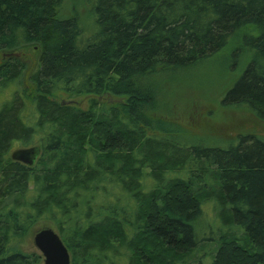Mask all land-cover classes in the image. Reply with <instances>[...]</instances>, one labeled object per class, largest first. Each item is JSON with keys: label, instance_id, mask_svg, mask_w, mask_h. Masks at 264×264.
Wrapping results in <instances>:
<instances>
[{"label": "trees", "instance_id": "obj_1", "mask_svg": "<svg viewBox=\"0 0 264 264\" xmlns=\"http://www.w3.org/2000/svg\"><path fill=\"white\" fill-rule=\"evenodd\" d=\"M90 1L88 27L62 14L64 0H0V52L32 45L36 56L32 97L21 88L22 57L0 62V264L40 262L19 240L43 219L71 264H176L199 249L205 206L219 234L201 264H264V141L181 146L172 128L141 115L156 78L251 27L238 39L245 68L224 101L264 121V0ZM54 91L127 99L91 98L81 109ZM35 145L32 166L11 159Z\"/></svg>", "mask_w": 264, "mask_h": 264}, {"label": "rangeland", "instance_id": "obj_2", "mask_svg": "<svg viewBox=\"0 0 264 264\" xmlns=\"http://www.w3.org/2000/svg\"><path fill=\"white\" fill-rule=\"evenodd\" d=\"M91 7L92 1L90 0H79L78 2L64 0L61 12L64 15L77 16L89 27L92 24ZM250 28L245 27L239 30L225 47L206 60L173 75L156 78L154 89L151 88V91H147L144 96L147 97L148 101L142 107L141 115L143 118L149 121H159L163 126L172 128L173 132L170 135H175V142L181 146L187 144L227 147L236 143L241 135H253L264 141V121L259 120L251 111L224 101L226 92L236 82L245 68L247 58H244L247 55L245 53L247 50H243L244 48L240 46L238 39L244 32L255 33L256 29L252 30ZM32 48V45H27L20 50L0 52V62L6 57L4 55L6 53L20 54L19 56L22 57V61L25 63L21 88L30 97L34 94V87L29 77L36 65V56ZM238 49L241 52L240 55L238 54V60H235L234 52ZM52 97L57 102L70 101L81 109L89 107L91 98L97 99L106 106L113 102L121 103L127 99V97L112 96L110 94H102L96 98L86 94L78 95L63 91H54ZM30 108L29 105L27 114L31 115ZM151 132L149 130L148 134ZM170 135L166 133L162 136L170 138ZM112 189L114 193L120 190L117 186ZM101 197L104 199L103 196ZM97 200H100V197H97ZM215 215L216 211L213 207H204L203 220L201 219L203 226L200 224L198 229L202 239L199 245L200 247L204 245L206 248L199 247L183 262H177L176 264H201L204 250L208 251L209 256L212 255L216 247L215 239L219 234V232H215L219 222L215 221ZM44 227H50L56 231L54 224L46 219L30 226L23 238L19 240L20 249L24 253L40 255L34 245L33 236L37 230ZM206 238L207 240L213 238V240H204ZM208 255L204 260L208 259ZM42 262L43 258L41 257L38 264H42Z\"/></svg>", "mask_w": 264, "mask_h": 264}, {"label": "water", "instance_id": "obj_3", "mask_svg": "<svg viewBox=\"0 0 264 264\" xmlns=\"http://www.w3.org/2000/svg\"><path fill=\"white\" fill-rule=\"evenodd\" d=\"M7 56H19V53H7ZM61 104H69L70 101H62ZM40 153L38 146L22 147L14 149L10 157L25 165L32 166ZM33 242L43 258L42 264H71L70 253L60 238L59 234L50 227L37 230L33 236Z\"/></svg>", "mask_w": 264, "mask_h": 264}, {"label": "flooded vegetation", "instance_id": "obj_4", "mask_svg": "<svg viewBox=\"0 0 264 264\" xmlns=\"http://www.w3.org/2000/svg\"><path fill=\"white\" fill-rule=\"evenodd\" d=\"M7 54V53H6ZM5 55V54H4ZM6 57H7V55H6ZM16 57H18V56H16Z\"/></svg>", "mask_w": 264, "mask_h": 264}]
</instances>
